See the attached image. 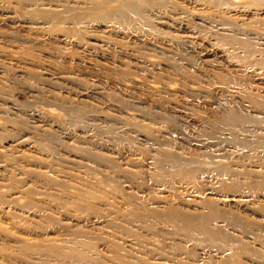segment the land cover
<instances>
[{"label":"rangeland","instance_id":"374dc122","mask_svg":"<svg viewBox=\"0 0 264 264\" xmlns=\"http://www.w3.org/2000/svg\"><path fill=\"white\" fill-rule=\"evenodd\" d=\"M172 1L0 0V264H264V0Z\"/></svg>","mask_w":264,"mask_h":264},{"label":"bare ground","instance_id":"6f19581e","mask_svg":"<svg viewBox=\"0 0 264 264\" xmlns=\"http://www.w3.org/2000/svg\"><path fill=\"white\" fill-rule=\"evenodd\" d=\"M95 1V0H94ZM222 1V0H221ZM217 2V1H216ZM93 3V8L95 9V10H101V9H103L105 6H107V4H108V2H100V3H98V2H92ZM139 3V5L140 6H138L137 7V4ZM171 6H174V3H173V1L172 0H123V2H122V4L119 6V7H116L115 9H114V11L113 12H107L106 14V16L104 15V16H102V17H104V18H107V19H109V20H112L113 18H114V15L116 14V16H115V19H116V22L117 23H119L120 25H122V26H128V25H130V24H135L137 21H143V20H146L145 18H146V16L143 14V12H144V10L143 9H154V8H156V10H159L160 8H166V7H171ZM86 9H88L87 11H89L90 12V8H85V9H83V10H85L86 11ZM81 8L79 9V10H77L76 8H74V6H70V5H66V11L68 12V11H70V12H75V19L77 20V21H79V20H82L83 19V17H82V13H81ZM86 11V12H87ZM115 12V13H114ZM145 13V12H144ZM42 17H44V15H42ZM246 147H248V146H246ZM251 148H255V147H251ZM171 161L173 164H178L177 162H179L178 161V159L175 157V156H173V155H169V154H165V159L164 160H162V159H158L157 160V162L159 163V165H161V167L162 168H164V166L166 165V162H168V161ZM213 208V207H212ZM213 210H215V209H212V212H216V210L215 211H213ZM221 212V211H220ZM211 214V213H210ZM208 215V214H207ZM215 215H216V213H215ZM212 216V215H211ZM219 216V215H218ZM217 216V217H218ZM195 217V216H194ZM199 217V216H198ZM204 217V216H203ZM202 217V218H203ZM216 217V216H215ZM214 217V218H215ZM185 218H189V217H185ZM200 218H201V216H200ZM201 218V219H202ZM186 219V220H187ZM189 220V219H188ZM195 220H197V218H195ZM204 223H202V224H204V226H205V228H206V230L207 229H210L211 227H208L207 225H209L208 223H209V221H208V219L206 218V217H204ZM208 221V222H207ZM188 222V221H187ZM193 222V221H192ZM192 222H189V223H192ZM195 222V221H194ZM193 224V223H192ZM194 225V224H193ZM197 225H199V224H197ZM196 225V226H197ZM189 225H187L186 227H188ZM195 226V225H194ZM200 228H201V226H199ZM189 229H191L190 227H189ZM188 230V229H187ZM204 230V229H203ZM206 230L204 231V233L206 232ZM214 230V229H213ZM193 231V230H192ZM194 231H196V228H195V230ZM209 232H210V230H208ZM207 231V232H208ZM217 231V230H216ZM188 232H189V230H188ZM198 232H201V231H198ZM218 232V231H217ZM217 232H215V233H217ZM187 233V232H186ZM190 233H191V231H190ZM193 233V232H192ZM191 233V234H192ZM195 233V232H194ZM219 233V232H218ZM217 233V234H218ZM190 234V235H191ZM196 234H197V231H196ZM193 235H195V234H193ZM198 235V234H197ZM208 235H210V237H211V234H209L208 233ZM200 236V235H199ZM203 236V235H202ZM206 236H207V234H206ZM211 238H213V237H211Z\"/></svg>","mask_w":264,"mask_h":264}]
</instances>
